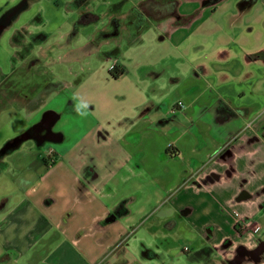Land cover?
Masks as SVG:
<instances>
[{"label": "crops", "instance_id": "crops-1", "mask_svg": "<svg viewBox=\"0 0 264 264\" xmlns=\"http://www.w3.org/2000/svg\"><path fill=\"white\" fill-rule=\"evenodd\" d=\"M32 1L0 0V18L24 4L0 33L22 49L0 66V152L53 117L0 154V264H264V0H72L109 17L94 48L115 41L124 91L57 108L16 26Z\"/></svg>", "mask_w": 264, "mask_h": 264}, {"label": "rangeland", "instance_id": "rangeland-1", "mask_svg": "<svg viewBox=\"0 0 264 264\" xmlns=\"http://www.w3.org/2000/svg\"><path fill=\"white\" fill-rule=\"evenodd\" d=\"M105 9L107 5L104 9L101 7V11ZM128 9L129 7L124 5L121 12L125 13ZM77 19L78 11L72 4V0H33L28 11L21 16L16 25L18 27L21 23H28V30L35 35L34 46L29 55H26V62L32 65L30 69L34 70L35 84L33 86L36 99L45 101L46 108H57L65 104L67 99L81 101L82 98L99 93L122 100L124 87L121 84L117 86L114 81H109L106 77L108 72L106 69L112 63V59L106 57L113 50L115 41L99 46V50L94 48L93 40L95 37L100 39L101 34L104 36V30L101 29L110 24L109 17L105 16L102 21L87 26H76ZM149 31L145 29L144 34L148 36ZM126 34L128 32L125 30L124 35ZM43 35L46 36L43 37ZM22 38L24 36L19 39L22 40ZM20 40L18 43L22 42ZM17 51L22 52V49L13 48L5 39L2 40L0 66L5 71L11 69V66L16 63L22 64L20 56L13 59ZM244 183V180H241V184ZM247 199L249 203L256 200L254 195H250ZM228 207L238 209L232 204H228ZM233 213L240 215L237 211ZM185 227L186 223L181 222L180 230ZM189 245H192L190 240L182 237L179 248L176 249L180 253L174 258L180 259L185 256L181 253L180 247H190ZM180 264H187V262L183 261Z\"/></svg>", "mask_w": 264, "mask_h": 264}, {"label": "trees", "instance_id": "trees-1", "mask_svg": "<svg viewBox=\"0 0 264 264\" xmlns=\"http://www.w3.org/2000/svg\"><path fill=\"white\" fill-rule=\"evenodd\" d=\"M98 19H99V17L96 16V15H91L90 13H85L76 21L75 25L76 26H85V25H88L90 23H93V22L97 21ZM114 68H117V67L115 66ZM121 73L122 72H119V71H116V72L111 71L110 72V74H111V76L113 78H117L118 75H120ZM20 143H21V136L9 141L5 145V147H7L8 150H10L11 148L17 147ZM168 152L170 153V155H175L176 154V153H174L172 151H168ZM126 213H127V208H126L125 202H122L117 207V209L111 214L110 218L111 219H116V218L121 217L122 215H124Z\"/></svg>", "mask_w": 264, "mask_h": 264}, {"label": "water", "instance_id": "water-1", "mask_svg": "<svg viewBox=\"0 0 264 264\" xmlns=\"http://www.w3.org/2000/svg\"><path fill=\"white\" fill-rule=\"evenodd\" d=\"M24 4H20L19 6L9 10L7 13H5L0 18V33L2 32L4 26L11 21L12 18H14L17 13L23 8ZM47 127L50 128V124L52 123V117L47 118ZM28 135H30V132H27L21 136V141L28 139ZM8 151L7 147H4L3 150L0 152V154H4Z\"/></svg>", "mask_w": 264, "mask_h": 264}, {"label": "flooded vegetation", "instance_id": "flooded-vegetation-1", "mask_svg": "<svg viewBox=\"0 0 264 264\" xmlns=\"http://www.w3.org/2000/svg\"><path fill=\"white\" fill-rule=\"evenodd\" d=\"M48 117H53V115H51V114H47V116L44 118V120L40 123V124H38L37 126H35L34 128H32V130H30L29 132H30V135L31 134H33V135H35V134H37V136H39V137H41V133H47V118ZM48 135H49V133H48ZM42 138V137H41Z\"/></svg>", "mask_w": 264, "mask_h": 264}, {"label": "built area", "instance_id": "built-area-1", "mask_svg": "<svg viewBox=\"0 0 264 264\" xmlns=\"http://www.w3.org/2000/svg\"><path fill=\"white\" fill-rule=\"evenodd\" d=\"M260 229H261V228H260L258 225H253V226H252V230H253L254 233H258V232H260Z\"/></svg>", "mask_w": 264, "mask_h": 264}]
</instances>
